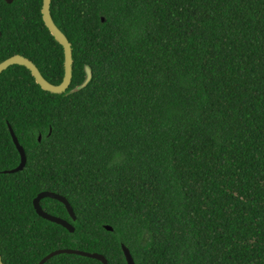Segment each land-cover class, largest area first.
Returning a JSON list of instances; mask_svg holds the SVG:
<instances>
[{
  "label": "trees",
  "instance_id": "1",
  "mask_svg": "<svg viewBox=\"0 0 264 264\" xmlns=\"http://www.w3.org/2000/svg\"><path fill=\"white\" fill-rule=\"evenodd\" d=\"M42 5L0 0V63L24 56L59 85ZM52 15L73 51L67 92L0 73L3 263L73 249L126 264L123 244L134 264H264V0H53ZM9 127L27 157L13 175ZM42 192L73 206L75 220L41 201L73 233L37 214Z\"/></svg>",
  "mask_w": 264,
  "mask_h": 264
},
{
  "label": "water",
  "instance_id": "2",
  "mask_svg": "<svg viewBox=\"0 0 264 264\" xmlns=\"http://www.w3.org/2000/svg\"><path fill=\"white\" fill-rule=\"evenodd\" d=\"M5 1L9 4H12L14 2V0H5ZM52 3H53V0H43L42 15H43V21H44L46 27L48 28V30L51 31L53 36L56 38V41L63 47V50H64V59L65 60H64V78H63V81L59 85H55V84H52L51 82H48L43 77V75L41 74L38 67L31 60H29L28 58H26L24 56H20V55L12 56V57L6 59L5 61L1 62L0 63V73L4 72L8 68L15 66V65L22 66L31 72V74L34 77L37 85H39L44 91L51 92L53 94H64L70 88L71 83H72L73 51H72L71 44H70L68 38L66 37V34L63 33L58 28V26L56 25V22L53 18V15H52ZM0 38H1V32H0ZM86 74H87L86 81L79 89L86 87L92 80L93 73L89 67H86ZM9 131H10L12 141H13V143H14V145H15L18 153H19L20 160H21L18 168H16L13 171L5 173L6 175H13V174L20 173L24 170V168L26 167V164H27V157H26V154H25L23 147L20 146L18 139L16 138L11 127H9ZM40 141H41V139H39V142ZM46 198H51V199H54V200L64 204L69 215L72 217V219H74V220L76 219V214H75L74 208L69 203V201L65 197H63L59 194H56L54 192H42V193L38 194V196L33 200V205H34V208H35L37 214L40 215L41 217L47 219V220L53 221V223L60 225V226L64 227L65 229H67L69 232L73 233L75 231V228L70 223V221H68L67 219H64L62 217L53 215L52 213L47 212L43 208L41 201L43 199H46ZM106 229L108 231H113V228L110 226H107ZM121 250L123 252V256H124L126 264H134L129 250L123 244H121ZM62 254L82 256V257L98 260L102 264H109L107 259L103 255H100L97 253L83 252V251L73 250V249H60V250L54 251L50 255H47L45 258H43L39 264H46L48 261L52 260L54 257L62 255ZM0 264H4L1 256H0Z\"/></svg>",
  "mask_w": 264,
  "mask_h": 264
}]
</instances>
